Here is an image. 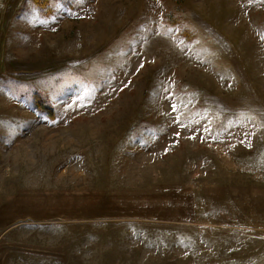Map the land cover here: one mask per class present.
I'll list each match as a JSON object with an SVG mask.
<instances>
[{
	"label": "rangeland",
	"instance_id": "1",
	"mask_svg": "<svg viewBox=\"0 0 264 264\" xmlns=\"http://www.w3.org/2000/svg\"><path fill=\"white\" fill-rule=\"evenodd\" d=\"M0 264H264V0H0Z\"/></svg>",
	"mask_w": 264,
	"mask_h": 264
}]
</instances>
